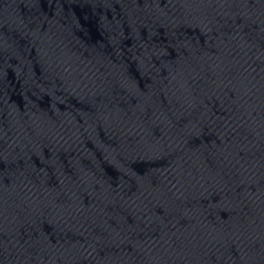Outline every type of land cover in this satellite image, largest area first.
<instances>
[{
  "label": "water",
  "instance_id": "obj_1",
  "mask_svg": "<svg viewBox=\"0 0 264 264\" xmlns=\"http://www.w3.org/2000/svg\"><path fill=\"white\" fill-rule=\"evenodd\" d=\"M20 264H264V120L159 197Z\"/></svg>",
  "mask_w": 264,
  "mask_h": 264
}]
</instances>
